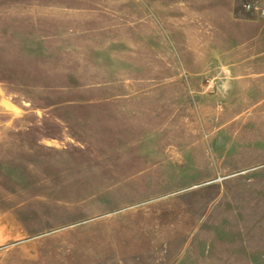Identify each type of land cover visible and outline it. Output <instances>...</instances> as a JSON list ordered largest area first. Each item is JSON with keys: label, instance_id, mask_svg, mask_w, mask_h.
<instances>
[{"label": "rangeland", "instance_id": "1", "mask_svg": "<svg viewBox=\"0 0 264 264\" xmlns=\"http://www.w3.org/2000/svg\"><path fill=\"white\" fill-rule=\"evenodd\" d=\"M0 264H264V0H0Z\"/></svg>", "mask_w": 264, "mask_h": 264}, {"label": "crops", "instance_id": "2", "mask_svg": "<svg viewBox=\"0 0 264 264\" xmlns=\"http://www.w3.org/2000/svg\"><path fill=\"white\" fill-rule=\"evenodd\" d=\"M121 229H127V228H129V227H125V226H122V227H120ZM126 235H129V234H126Z\"/></svg>", "mask_w": 264, "mask_h": 264}]
</instances>
